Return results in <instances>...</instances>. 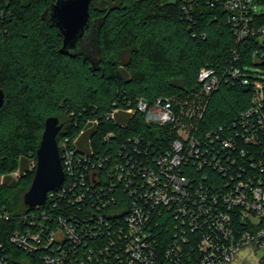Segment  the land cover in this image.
<instances>
[{"label":"built area","instance_id":"obj_1","mask_svg":"<svg viewBox=\"0 0 264 264\" xmlns=\"http://www.w3.org/2000/svg\"><path fill=\"white\" fill-rule=\"evenodd\" d=\"M11 1L0 0L1 23ZM203 1L227 13L239 40L258 39L252 57L263 62L258 0ZM237 63L203 67L187 95L152 104L118 98L107 120L124 129L142 113L153 129H162L154 141L137 135L112 149H95L91 139L79 145L86 130L100 125L98 117L89 118L76 139L64 138L65 181L46 204L20 221L0 204V264H264V79L251 78L264 76ZM224 80L251 87L252 105L231 122L201 131ZM116 137L109 132L104 140Z\"/></svg>","mask_w":264,"mask_h":264},{"label":"trees","instance_id":"obj_2","mask_svg":"<svg viewBox=\"0 0 264 264\" xmlns=\"http://www.w3.org/2000/svg\"><path fill=\"white\" fill-rule=\"evenodd\" d=\"M51 2L12 0L4 4L7 16L0 22V87L6 94L0 108V177H5L0 204L19 221L31 213L24 196L35 177L47 118L56 116L63 124L59 143L66 137L76 139L92 117L101 123L86 130L79 145L91 139L95 149H112L137 135L154 141L162 129H153L142 113L124 129L107 120L118 98H143L152 104L161 97L187 95L198 87L203 67L220 70L235 58L238 66L264 76V61L252 57L258 39L239 40L227 13L203 0L94 3L93 19L104 20L100 49L92 56L74 57L60 52L63 38L44 18ZM258 2L264 5V0ZM256 24H264V15L257 16ZM253 97L251 87L222 81L210 98L201 131L231 122L251 107ZM109 132H116L115 140H104ZM15 172L20 173L17 179L11 176ZM10 228H17L15 222Z\"/></svg>","mask_w":264,"mask_h":264},{"label":"water","instance_id":"obj_3","mask_svg":"<svg viewBox=\"0 0 264 264\" xmlns=\"http://www.w3.org/2000/svg\"><path fill=\"white\" fill-rule=\"evenodd\" d=\"M105 0H52L44 18L55 26L63 38L60 52L74 57L79 54L92 56L100 49V33L104 20H94L91 5L104 4ZM88 50L81 52L80 50ZM6 94L0 87V108ZM63 124L56 116L46 120V127L37 151L36 173L33 183L24 196V203L33 210L47 202L50 191L64 184L65 172L60 153L58 136Z\"/></svg>","mask_w":264,"mask_h":264},{"label":"rangeland","instance_id":"obj_4","mask_svg":"<svg viewBox=\"0 0 264 264\" xmlns=\"http://www.w3.org/2000/svg\"><path fill=\"white\" fill-rule=\"evenodd\" d=\"M177 0H170V2H176ZM263 8V11H264V5L261 6ZM126 59V58H124ZM23 170V169H22ZM21 171V170H20Z\"/></svg>","mask_w":264,"mask_h":264}]
</instances>
